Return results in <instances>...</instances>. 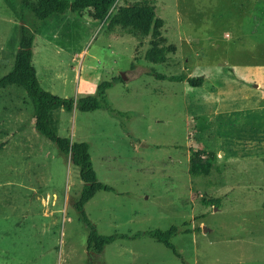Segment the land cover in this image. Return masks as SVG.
Instances as JSON below:
<instances>
[{
	"label": "rangeland",
	"instance_id": "obj_1",
	"mask_svg": "<svg viewBox=\"0 0 264 264\" xmlns=\"http://www.w3.org/2000/svg\"><path fill=\"white\" fill-rule=\"evenodd\" d=\"M151 1L176 46L166 63L144 59L149 37L108 30L104 17L67 10L39 20L0 0V77L12 68L21 17L35 32L43 89L77 98L78 76L97 85L126 77L106 93L120 113L53 111L57 134L87 142L97 178L114 189L84 205L100 234L117 235L99 253L87 250L73 205L77 167L34 129L25 90L0 88V264H264V0ZM190 149L214 151L219 171L191 176ZM172 225L179 256L144 233Z\"/></svg>",
	"mask_w": 264,
	"mask_h": 264
},
{
	"label": "trees",
	"instance_id": "obj_2",
	"mask_svg": "<svg viewBox=\"0 0 264 264\" xmlns=\"http://www.w3.org/2000/svg\"><path fill=\"white\" fill-rule=\"evenodd\" d=\"M21 13H32L39 20H46L55 15L62 14L67 10L72 12H82L89 17L100 16L108 30L118 27L127 34L141 39L148 38L149 47L144 52V59L153 64L166 63L168 55L175 53L176 46L167 44L166 37L162 34L164 20L156 15L155 5L151 0L129 1L123 0H18ZM108 14L105 16V14ZM22 24L19 26L17 48L11 70L0 77V88L9 85H16L25 90L32 104V116L34 129L48 140L57 145L59 150L68 156L69 163L77 167L82 187L79 197L74 202V207L79 212L82 221L88 227L86 240L87 250L99 253L104 246L112 243L117 235H103L88 220L84 211V205L91 200L98 191L110 192L114 189L101 182L93 167L89 144L85 141H71L67 137L57 134V122L53 117V111L57 108L71 112L74 108L79 111L89 112L99 109H108L117 113L107 101V90L116 82H122L120 75L100 82L94 93L85 94L77 98L61 97L42 88L37 78L35 68L32 63L33 41L35 32H31L27 23L21 17ZM134 66V63H132ZM148 72V71H147ZM157 79L169 81H185L190 86H201L203 78L188 76L186 73L178 75H166L149 71ZM120 113V112H118ZM216 153L203 149H190L188 173L193 177L208 176L213 169L219 171L214 164ZM204 205L218 204V200L203 201ZM178 227L175 225L169 228L154 229L144 232L149 237L163 244L170 249L174 255L179 256L176 248L172 244V238L177 234ZM142 233L129 236L135 238Z\"/></svg>",
	"mask_w": 264,
	"mask_h": 264
},
{
	"label": "crops",
	"instance_id": "obj_3",
	"mask_svg": "<svg viewBox=\"0 0 264 264\" xmlns=\"http://www.w3.org/2000/svg\"><path fill=\"white\" fill-rule=\"evenodd\" d=\"M118 75H120V74L112 76L111 78H109V80L114 78L115 76H118ZM77 81H78L77 82L78 85H77L76 89H77V92H79L80 94L85 95V94H92L95 92L96 87H97L96 83H92L89 80L82 79L79 76L77 77ZM122 81H126V79L125 80L122 79ZM124 85H126V84H124Z\"/></svg>",
	"mask_w": 264,
	"mask_h": 264
},
{
	"label": "water",
	"instance_id": "obj_4",
	"mask_svg": "<svg viewBox=\"0 0 264 264\" xmlns=\"http://www.w3.org/2000/svg\"><path fill=\"white\" fill-rule=\"evenodd\" d=\"M120 77H121L123 80L126 79L124 73H120ZM202 230H203V231H206L207 229H206L205 227H203Z\"/></svg>",
	"mask_w": 264,
	"mask_h": 264
}]
</instances>
